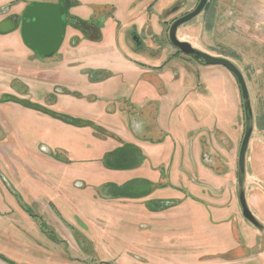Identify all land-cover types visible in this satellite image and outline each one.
Masks as SVG:
<instances>
[{
    "label": "crops",
    "instance_id": "crops-1",
    "mask_svg": "<svg viewBox=\"0 0 264 264\" xmlns=\"http://www.w3.org/2000/svg\"><path fill=\"white\" fill-rule=\"evenodd\" d=\"M153 1L0 0V6L11 4L13 18L29 3L67 4L65 34L52 55L30 49L19 25L0 31V112L18 118L8 132L0 130L1 137L11 136L9 150L1 146L6 152L1 157L19 186L9 185L16 194L11 207L32 213L28 201L40 212L33 220L41 232L42 222L50 230L41 212L62 229L61 235L51 229L60 242L82 241L77 224L85 226L87 238L91 229L104 227L122 229L123 240L130 237L127 229L138 245H168L176 264H264V238L247 222H224L229 207L211 205L203 188L218 176L205 167L202 155L217 164L229 138L231 160L241 134V95L234 77L221 65L202 69L183 54L168 56L170 49L159 60L133 46L132 30L147 38L160 32L151 27L150 35L144 32L147 6L152 3L157 12L175 0ZM151 13L148 23L156 27ZM4 19L0 15V22ZM78 22L87 23L91 33L79 30ZM247 152L246 168L249 159L264 160V152L250 157ZM252 167L251 177L264 187V173ZM169 196L176 203L162 211L161 200ZM162 229L168 230L164 236ZM141 249L150 261L140 260L158 264L159 254ZM183 254L187 263L178 260Z\"/></svg>",
    "mask_w": 264,
    "mask_h": 264
},
{
    "label": "rangeland",
    "instance_id": "rangeland-1",
    "mask_svg": "<svg viewBox=\"0 0 264 264\" xmlns=\"http://www.w3.org/2000/svg\"><path fill=\"white\" fill-rule=\"evenodd\" d=\"M198 1L175 0L167 7L162 6L157 9V12L153 9L152 3L148 5L149 2H147V16L150 17L145 22L144 32L147 33L148 31L149 34L151 32L150 27L152 29L156 28L160 32H157L158 35L153 36V38H147L142 34L143 45L142 47L138 46L139 49L147 52V56H154L153 58H158L159 60L170 49L172 52H169L168 56H174L176 54L181 57L186 56L189 62L203 65L201 68L205 69L204 67L206 65L202 60L195 56L178 52L168 40L170 24L176 18L194 9ZM150 12H152L151 14H156L152 16V18L155 17L157 20L156 27L152 25L153 23H148V19H151ZM21 14L22 11L15 15L17 20H19ZM0 15L6 18H13L10 3L0 6ZM78 27L84 34L91 33L90 27H87V25L78 22ZM177 37L182 41L189 42L194 48L207 54L225 57L239 68L248 88L253 116V132L247 156H256L260 152H264V129L257 127L259 119H263L264 121V0H208L207 5L199 15L179 26L177 29ZM128 40L134 46L131 37H128ZM156 44L160 49L156 47L153 50ZM173 70L176 71L177 69ZM195 76L198 78L196 72ZM234 78L236 93L241 95L240 87ZM199 86L201 87L203 85ZM9 87L12 89V86L9 85ZM240 109L242 110L241 134L231 160H229L230 155L227 156V152L231 148L229 138L226 143L223 141L226 155H223L224 157L221 156L222 159L219 158L217 164H209L204 154L202 155V162L205 167L210 168L218 176L217 180L210 179V183L204 184L203 188L210 193L211 205L229 207L228 211L230 213L226 214V216L222 215V217L224 216V222H247L251 226L252 231L257 233L259 239H263L264 229L260 230L244 219L238 201V152L245 130V114L242 97ZM11 115L12 113L10 112H0V130L8 132L9 125L18 119L16 116L12 117ZM10 145L11 136L7 135V133L4 137L0 135V264H148L144 262V258L150 261V257L147 258V256L142 255L140 252L142 250L141 248H147L152 253L159 254L154 258V261L158 264L160 262L159 256L168 260L164 264H176V259L172 256V250L168 245H138V239L132 237V231L127 229H125V232L129 233L130 237L127 236L123 240L121 239L122 229L106 230L104 227L91 229V232H93L92 236L87 238L84 236L87 233L84 231L86 230L85 226L78 224L77 227H82V233L78 230L82 234V241H78L77 239L69 240L70 238H68L69 241L64 239L63 242H60L61 240L56 241L48 237L46 233L41 232L37 221L33 220L39 217L37 215L40 214L39 210L30 206L28 201V211L32 212V214L36 213L35 216L27 214L25 209L19 213L11 207L12 203L14 204L13 200L16 194L9 189V185L13 184L16 188H19V186L1 157V155L6 156V152H3L1 146L5 147V151H8ZM33 151L35 150L33 149ZM253 164L254 167L257 166L259 173H264L262 171V168H264V160L261 161L258 158L254 161L247 160L244 191H246L245 187L247 186L249 192V194L246 192L248 208L264 227V187H261V182H257L251 177L252 172L255 173L252 169ZM13 170H15V167ZM193 173H196L195 169ZM3 178L9 181H5ZM251 181H253V187H251L252 184L250 185ZM131 183L130 181L129 184ZM181 185L184 186V184H179L176 187L178 189L184 188ZM136 187L139 188L137 184ZM194 188L199 189L196 181H194ZM123 192L128 193L130 191L125 189ZM20 194L24 198L23 193ZM191 197L195 200L197 199L195 196L191 195ZM17 198L19 197L17 196ZM135 198H137V195ZM161 201L164 203L160 205L162 211L168 209L169 203L173 205L176 203V200L170 196L163 197ZM41 215L45 216L44 218L46 220H43L50 230L54 229L60 235L62 234V229L49 219V216L42 212ZM162 221L164 222L165 219H162ZM130 223H133V220ZM41 224L46 227L43 222ZM235 228L237 229L239 227L235 226ZM133 230L136 232V227ZM238 231L243 235L247 234L245 229H239ZM158 232H160L161 236H164L165 233H168V230L162 229ZM88 233H90L89 230ZM107 233L108 235L112 233L115 235L113 237L116 238H113V240L112 238H104ZM123 241L126 244H123ZM139 257L144 258L140 260ZM178 260L187 263L185 254L180 256ZM243 264H249V262L247 261Z\"/></svg>",
    "mask_w": 264,
    "mask_h": 264
},
{
    "label": "water",
    "instance_id": "water-1",
    "mask_svg": "<svg viewBox=\"0 0 264 264\" xmlns=\"http://www.w3.org/2000/svg\"><path fill=\"white\" fill-rule=\"evenodd\" d=\"M208 0H199L191 11L176 18L169 26L168 40L170 44L186 55H192L202 60L206 65H221L225 67L236 79L243 100V110L245 114V130L238 152V201L241 213L245 220L256 228L262 230L263 225L255 218L248 208L245 191V158L248 144L253 132V116L250 105L248 88L239 68L229 59L222 56L207 54L194 48L189 42L182 41L177 37L179 26L189 22L199 15L207 5ZM67 4L64 3H29L22 11L18 21L16 18H6L0 22V31L13 29L19 25L24 43L41 56L54 54L60 47L66 29ZM136 37L134 36L133 39Z\"/></svg>",
    "mask_w": 264,
    "mask_h": 264
},
{
    "label": "trees",
    "instance_id": "trees-1",
    "mask_svg": "<svg viewBox=\"0 0 264 264\" xmlns=\"http://www.w3.org/2000/svg\"><path fill=\"white\" fill-rule=\"evenodd\" d=\"M80 24L88 25V24L85 23V22H81ZM177 51H178V50H177ZM178 52H180V51H178ZM196 58H197V57H196ZM198 59H199V58H198ZM31 107H32V106H31ZM33 108H35V107H33ZM37 109H40V108H37ZM41 110H42V111H45V112H47V113H49V114H51L52 116H55L56 118H59V119L65 120V121H67V122H71V123H75V122H77L76 119H72V118H70V117H68V116L61 115V114H57V113H54V112L48 111V110H46V109H41ZM257 127H259V128H263V129H264V121H263V119H259V121H258V123H257ZM26 211H27V210H26ZM29 214H30L31 216H35V215L32 214V213H29ZM41 228H43L44 232L47 233L51 238H53V239L56 240L53 231H51V230H46L47 228L44 227V226H42V224H41Z\"/></svg>",
    "mask_w": 264,
    "mask_h": 264
},
{
    "label": "flooded vegetation",
    "instance_id": "flooded-vegetation-1",
    "mask_svg": "<svg viewBox=\"0 0 264 264\" xmlns=\"http://www.w3.org/2000/svg\"><path fill=\"white\" fill-rule=\"evenodd\" d=\"M129 35H130L131 40L133 41L134 46H135L136 48L142 47V45H143L142 38H141L142 34H138V33H136L134 30H132V31L130 32ZM134 36L136 37L135 39H136L137 41H135V40L133 39ZM138 46H139V47H138ZM175 49H176V48H175Z\"/></svg>",
    "mask_w": 264,
    "mask_h": 264
}]
</instances>
